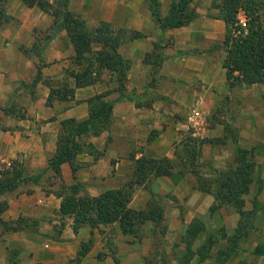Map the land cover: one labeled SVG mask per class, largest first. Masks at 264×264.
Here are the masks:
<instances>
[{"label":"crops","instance_id":"0c3cea01","mask_svg":"<svg viewBox=\"0 0 264 264\" xmlns=\"http://www.w3.org/2000/svg\"><path fill=\"white\" fill-rule=\"evenodd\" d=\"M158 1L167 16L174 0ZM46 4L4 0L0 14V177L19 182L0 195V264H77L81 243L91 238L80 264H115L111 250L124 255L129 252L122 245L146 247L117 222L93 234L89 225L76 232L73 218L61 214L59 194L76 184L79 194L93 197L131 184L129 207L143 209L170 191L177 198L201 194L192 167L208 163L227 170L239 147L262 149L255 150V160L264 179V83L233 85L228 78L225 47H215L226 35L215 0H191L194 14L184 25L165 29L154 19L150 0ZM65 13L80 26L73 18L66 21ZM238 18L246 26L244 10ZM111 51L121 58L122 82L115 66L101 62ZM102 103L113 106L106 124L76 137L81 149L57 174L50 161L70 123L89 119ZM195 109L206 117L193 127ZM103 118L98 114L96 120ZM226 125L236 128V141L228 136L218 142ZM196 142L201 148L193 166L189 147ZM145 159L155 168L169 161L172 172L141 178ZM258 184L253 198L264 206V181L261 189Z\"/></svg>","mask_w":264,"mask_h":264},{"label":"trees","instance_id":"16d2710c","mask_svg":"<svg viewBox=\"0 0 264 264\" xmlns=\"http://www.w3.org/2000/svg\"><path fill=\"white\" fill-rule=\"evenodd\" d=\"M36 0H26L28 3H34ZM40 3L47 7V0H39ZM44 1V2H42ZM66 0H61L65 2ZM191 0H174L171 3L170 12L167 16L161 14V4L158 0H150L153 17L161 28H174L184 25L186 20L194 13L190 9ZM4 0H0V14L3 15ZM215 6L219 9V16L225 21L226 35L224 39V47L226 57L224 60L225 67L228 68V78L233 85L235 84H253L257 82L264 83V15L260 3L256 0H215ZM240 10H244L247 15L246 26L239 23L238 14ZM62 11V10H60ZM58 15L59 11L55 10ZM4 16V15H3ZM73 18L76 21L75 26H80V21L71 16L70 13H65V20ZM83 42L84 37L81 38ZM121 58L113 51L107 52L101 57V62L104 64L113 65L118 70L119 82L123 81L124 71L120 65ZM90 79V77H89ZM111 103H102L97 111H93L89 119L75 124L71 122L72 128L68 135H65L60 140V150L54 159L50 161V165L55 171L60 173V166L66 161H71L74 155L81 149L80 143L76 137L89 129V126L98 129L103 122L106 124L112 111ZM98 114L103 115L102 121L97 119ZM96 131V130H95ZM97 132V131H96ZM200 146L198 142L190 145L189 152L192 157L193 166L196 164V156L200 154ZM249 149L239 147L235 164L227 170H217V181L213 187H204L201 183L202 175L199 169L192 167L193 172L197 176L198 185L202 187V191L213 193L215 201L221 204H232L236 206L240 215L239 225L235 229L236 232H241L249 227V220L256 212V207L251 210L245 209V195L250 187L252 178L250 171L252 163L247 160ZM198 166H201L198 163ZM156 171L159 174H170L172 172L171 163L162 162L156 168L152 161L145 159L139 165L138 174L141 178L149 172ZM19 186V182L14 180L3 179L0 177V195L14 190ZM81 186L79 184L70 187L69 191L59 193L63 196L61 204V214L73 218L74 229L77 232L79 228L89 225L92 228H100L102 225H113L118 223L119 227L125 234L138 236L144 224L151 221L154 225H159L164 219V207L161 202L156 199L143 209H134L129 207V202L132 198L133 186H125L122 188L107 190L98 196H89L79 194ZM255 206V203H254ZM5 208L3 202H0V214ZM0 221L3 222L0 217ZM199 230L195 225H190L187 229L186 238L190 246V237L198 235ZM237 237V236H235ZM232 242L233 237L229 238ZM94 239L84 241L80 245L77 256V264H80L84 256L90 251ZM235 245V243H234ZM210 243L203 244L196 254L201 259L210 257L209 251L213 248ZM230 249H234L233 246ZM116 264H121L120 260H115ZM187 264H189V259Z\"/></svg>","mask_w":264,"mask_h":264},{"label":"rangeland","instance_id":"374dc122","mask_svg":"<svg viewBox=\"0 0 264 264\" xmlns=\"http://www.w3.org/2000/svg\"><path fill=\"white\" fill-rule=\"evenodd\" d=\"M259 3L264 15V2ZM215 47L222 49L224 43L217 41ZM195 106L192 105L191 109ZM226 106L224 102L217 112L219 120L222 119L220 116L224 115ZM189 114L190 111L187 117ZM217 116L215 113V117ZM227 126H225V135L221 136L218 142H225L228 136L236 141V128ZM247 149L250 150L247 160L253 164L250 171L252 182L249 185V191L242 197L245 201V209L251 210L256 207V212L251 216L250 225L246 230L240 233L235 230L240 220L236 206L215 201L213 193L202 191L197 180L196 187L202 192L201 194H189L177 198L170 191L165 194V197L160 198L161 205L164 207L163 221L159 225H154L151 221L146 222L139 235L136 236L141 239L142 244H146V247L132 250L122 245L120 249L128 250L129 253L118 255L111 250L113 260L118 259L121 264H187L188 259L189 264H264V206L259 205L252 194V188L257 187L254 186L255 184L259 183V189L263 187L264 179L261 178V169L258 168L255 160V150L261 151L262 149L259 147ZM196 168L202 175L201 183L204 187H212V185L214 187L218 179L214 172L215 169L211 168L208 163H203L201 166L196 164ZM187 176L191 177L190 174ZM248 197L253 204L250 209L247 208ZM190 225H195L199 230L197 236L190 237L191 247L187 244L189 240L184 238ZM129 237L134 240L135 236L130 235ZM231 237L234 239L233 242L229 240ZM205 243L211 245L213 243L214 246L209 251L210 257L201 259L196 251ZM231 246L234 249H230Z\"/></svg>","mask_w":264,"mask_h":264},{"label":"built area","instance_id":"2783aa9c","mask_svg":"<svg viewBox=\"0 0 264 264\" xmlns=\"http://www.w3.org/2000/svg\"><path fill=\"white\" fill-rule=\"evenodd\" d=\"M205 115L201 110L195 109L193 115L190 117V123L194 127L200 123L201 120L205 119ZM2 168L0 167V172Z\"/></svg>","mask_w":264,"mask_h":264}]
</instances>
